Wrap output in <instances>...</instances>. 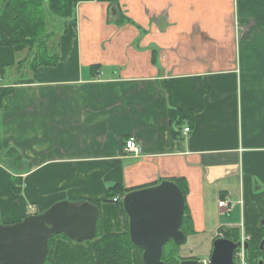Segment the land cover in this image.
<instances>
[{"label":"crops","instance_id":"0c3cea01","mask_svg":"<svg viewBox=\"0 0 264 264\" xmlns=\"http://www.w3.org/2000/svg\"><path fill=\"white\" fill-rule=\"evenodd\" d=\"M49 14L58 63L0 79L14 88L0 106L2 226L90 203L96 234H123L109 190H125L122 202L166 181L186 192L192 237L264 225V0L85 1L67 32ZM16 54L0 47L4 77ZM130 138L137 155L124 152ZM9 154L51 161L9 171ZM95 241L56 239L52 264H97Z\"/></svg>","mask_w":264,"mask_h":264},{"label":"water","instance_id":"95a60500","mask_svg":"<svg viewBox=\"0 0 264 264\" xmlns=\"http://www.w3.org/2000/svg\"><path fill=\"white\" fill-rule=\"evenodd\" d=\"M122 206L128 218L131 243L143 252L144 264H165L164 246L170 241L179 246L185 242L181 230L185 199L173 182L131 192L123 198ZM97 219L98 210L90 203L61 202L21 223L0 224V264H44L51 237L64 234L79 243L91 241L96 235ZM238 245L225 238L214 240L210 264H233V252ZM180 264L200 263L185 260Z\"/></svg>","mask_w":264,"mask_h":264},{"label":"trees","instance_id":"16d2710c","mask_svg":"<svg viewBox=\"0 0 264 264\" xmlns=\"http://www.w3.org/2000/svg\"><path fill=\"white\" fill-rule=\"evenodd\" d=\"M85 1L94 0H0V47H10L17 54L26 53V57L18 64V70L22 66H26V70L28 69L29 73L33 74L39 68L55 66L59 61L56 33L48 31L46 13L49 11L54 18H59L65 22L64 30L67 32V26L74 20L77 4ZM97 1L114 4L117 0ZM113 10H116V6L112 5L111 11ZM4 73L5 68H0V79H4ZM13 89L12 86L0 88V106L13 93ZM14 188L15 190L18 189ZM179 188L185 198L186 192L180 185ZM122 190L120 186L110 189V200L113 201L115 196L121 193L125 195L126 191L121 192ZM118 201L128 226L122 202L121 200ZM100 203L97 202L95 205L98 206ZM181 230L186 237L194 233L186 206ZM245 234L251 238L250 245L257 248L261 239L264 238V226L257 229H247ZM58 238L72 240L64 234L51 237L48 243V255L44 264L53 263V246ZM94 239H96L94 250L97 264H144L142 260L143 252L131 243L128 228L123 234L102 235L97 233ZM169 246L177 247L179 245H175L170 241L164 246L162 261L165 264H169L165 258V251ZM174 261L176 264L180 262L177 258Z\"/></svg>","mask_w":264,"mask_h":264},{"label":"rangeland","instance_id":"374dc122","mask_svg":"<svg viewBox=\"0 0 264 264\" xmlns=\"http://www.w3.org/2000/svg\"><path fill=\"white\" fill-rule=\"evenodd\" d=\"M46 7V2H45ZM47 20H48V31H51L55 29L58 26L59 22H53L51 23V19H49L50 14L47 11ZM54 21V20H53ZM61 25V23H59ZM52 25V29H51ZM54 32L58 35L60 32H57V30H54ZM24 57H26V53H20L16 54L15 56V65L13 67L7 68V74L4 77L5 83H13L16 81H26L32 79V74L29 73V70H26V66H22L18 70V64L20 61H23ZM26 65V64H22ZM13 75V77H10V75ZM33 158H32V157ZM3 165L6 169L9 171H19L17 169L24 168L27 169V167H31L30 165H37V163H43L51 161V154H9L8 161L2 160ZM51 168V167H50ZM51 171V170H50ZM223 202L222 200L219 202ZM227 213V212H226ZM226 213L224 215H226ZM230 213V212H229ZM228 214V213H227ZM240 237V235H238ZM94 241L96 239H93ZM210 240L211 239H203V238H196L192 237V235L186 237V241L184 245L177 247L169 246L167 247L165 251V258L168 260L169 264H176L174 259L177 258L179 260L181 259H189L190 257H195L200 259V264H207L209 263V251H210ZM91 241H85V243H90ZM96 242V241H95ZM122 242V241H121ZM123 243V242H122ZM116 245V244H115ZM54 252V251H53ZM208 261V262H207ZM251 264L252 261H250Z\"/></svg>","mask_w":264,"mask_h":264},{"label":"flooded vegetation","instance_id":"af4514ba","mask_svg":"<svg viewBox=\"0 0 264 264\" xmlns=\"http://www.w3.org/2000/svg\"><path fill=\"white\" fill-rule=\"evenodd\" d=\"M238 235H240V237H238ZM222 237L233 242L234 244H239L238 248L233 252V256H232L233 264H251L250 261H252V263H255V264H264V238L261 239V242L258 245V247L254 248L250 245L251 238L247 236L245 232H240V231L231 232V233L227 232V233H224ZM214 240L211 242V245H210L209 258H208L209 263L207 264H210V260L213 255ZM182 245H184V243ZM182 245H180L179 247L181 248ZM186 260L200 261V259L195 258V257H190L189 259H186ZM182 261H185V260L181 259L179 264Z\"/></svg>","mask_w":264,"mask_h":264},{"label":"built area","instance_id":"2783aa9c","mask_svg":"<svg viewBox=\"0 0 264 264\" xmlns=\"http://www.w3.org/2000/svg\"><path fill=\"white\" fill-rule=\"evenodd\" d=\"M189 128H186L184 131L186 132V133H188L189 132ZM140 149H141V147H140V144L138 143V141L135 139V138H130L129 140H127L126 142H125V145H124V152L126 153V154H131V153H134V154H138V153H140ZM113 202H118V199L117 198H114L113 199ZM219 208H221V209H223L225 212H227L228 214H229V212H230V208H229V203H227V202H225V201H223V202H221V203H219ZM225 212H224V214H225Z\"/></svg>","mask_w":264,"mask_h":264}]
</instances>
